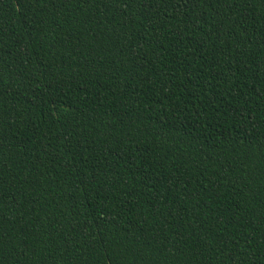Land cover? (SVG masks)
Listing matches in <instances>:
<instances>
[{"label":"trees","instance_id":"trees-1","mask_svg":"<svg viewBox=\"0 0 264 264\" xmlns=\"http://www.w3.org/2000/svg\"><path fill=\"white\" fill-rule=\"evenodd\" d=\"M0 264H264V0H0Z\"/></svg>","mask_w":264,"mask_h":264}]
</instances>
